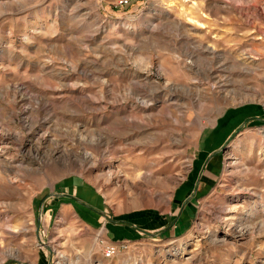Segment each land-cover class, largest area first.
<instances>
[{
  "label": "rangeland",
  "instance_id": "374dc122",
  "mask_svg": "<svg viewBox=\"0 0 264 264\" xmlns=\"http://www.w3.org/2000/svg\"><path fill=\"white\" fill-rule=\"evenodd\" d=\"M0 264H264V0H0Z\"/></svg>",
  "mask_w": 264,
  "mask_h": 264
},
{
  "label": "crops",
  "instance_id": "0c3cea01",
  "mask_svg": "<svg viewBox=\"0 0 264 264\" xmlns=\"http://www.w3.org/2000/svg\"><path fill=\"white\" fill-rule=\"evenodd\" d=\"M72 184H74V187L71 186V183H70V186L67 185L68 187L66 188V192L62 193L63 195H68L69 197L72 198L74 194L79 192L82 194L83 197L87 198L86 200L88 202H90L91 204H94L93 202H96V200H98L99 197L95 194L94 191H92V189L89 185H79V184L75 185L74 182ZM102 213L103 212H101V214ZM186 213L188 214L189 212H186ZM85 214L86 215L83 216V219L88 224L89 223L93 224L94 219H97V217H96L97 213H94V210H92L90 208H86ZM183 214H185V213L183 212ZM181 218L185 221L184 216H182ZM98 221H100V220L98 219ZM111 229L114 232V236L112 237V239L114 241H117V242L125 241V240L130 241V240H134V239L138 238L136 236L139 234V232L135 231V229H133L129 225L114 223V224H112Z\"/></svg>",
  "mask_w": 264,
  "mask_h": 264
},
{
  "label": "built area",
  "instance_id": "2783aa9c",
  "mask_svg": "<svg viewBox=\"0 0 264 264\" xmlns=\"http://www.w3.org/2000/svg\"><path fill=\"white\" fill-rule=\"evenodd\" d=\"M121 247H126L125 242L123 243H109L108 245L105 246L104 249V256L107 258H112Z\"/></svg>",
  "mask_w": 264,
  "mask_h": 264
},
{
  "label": "water",
  "instance_id": "95a60500",
  "mask_svg": "<svg viewBox=\"0 0 264 264\" xmlns=\"http://www.w3.org/2000/svg\"><path fill=\"white\" fill-rule=\"evenodd\" d=\"M151 235H154V233H151Z\"/></svg>",
  "mask_w": 264,
  "mask_h": 264
}]
</instances>
